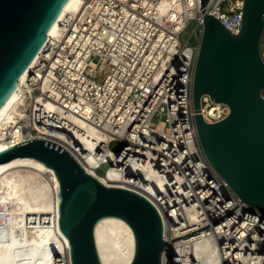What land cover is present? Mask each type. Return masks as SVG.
<instances>
[{"label": "built area", "instance_id": "1", "mask_svg": "<svg viewBox=\"0 0 264 264\" xmlns=\"http://www.w3.org/2000/svg\"><path fill=\"white\" fill-rule=\"evenodd\" d=\"M81 1L60 21L62 36L49 39L30 68L19 112L0 141L9 147L33 139L54 142L86 170L84 155L69 148L72 118H81L106 138L90 174L146 196L160 213L185 214L187 234L217 221L242 200L211 166L198 139L193 85L205 31L200 0ZM243 9L244 0H209L206 14L237 35ZM229 113L226 103L201 97L205 121L219 122ZM114 141L122 144L118 151L110 147ZM187 213L196 214L191 224ZM176 221L171 215L165 222L166 242L177 237ZM188 236L203 242L204 262L264 264V210L243 201ZM165 253L166 264L186 260L168 243Z\"/></svg>", "mask_w": 264, "mask_h": 264}, {"label": "water", "instance_id": "2", "mask_svg": "<svg viewBox=\"0 0 264 264\" xmlns=\"http://www.w3.org/2000/svg\"><path fill=\"white\" fill-rule=\"evenodd\" d=\"M70 0H0V109L19 87L49 40V31ZM209 0H200L205 31L193 85L198 139L218 174L252 208L264 210V0H244L242 28L229 32L206 14ZM226 103L229 115L215 123L201 115V97ZM34 158L51 168L59 182V227L69 245L70 264H103L95 229L116 217L133 230L135 253L130 264H163L165 223L154 203L133 190L108 186L88 173L66 149L33 139L0 153V163Z\"/></svg>", "mask_w": 264, "mask_h": 264}, {"label": "bare ground", "instance_id": "3", "mask_svg": "<svg viewBox=\"0 0 264 264\" xmlns=\"http://www.w3.org/2000/svg\"><path fill=\"white\" fill-rule=\"evenodd\" d=\"M81 3V0H70L67 3L49 31V39L57 40L62 36L60 21L67 14L77 12ZM30 68L22 75L17 90L0 109V134L11 125L15 114L19 112L20 95ZM46 107L49 110L55 109V105L51 102L46 103ZM210 113L216 115L217 109H211ZM72 121L73 136L69 148L74 150L78 148L80 152L78 154L84 155L85 161L81 156L78 158L89 173H94L91 167L98 163L97 150L104 144L106 138L85 120L74 117ZM13 134L17 139L21 137L18 131ZM58 137L63 138V135L58 134ZM8 148L7 142L0 141V153ZM46 174L51 175V181L47 180ZM101 180L107 184L106 180ZM58 193L59 182L54 171L41 161L34 158H17L0 163V264H70L68 241L59 227ZM161 213L164 223L169 222L171 215L178 220L175 222L177 237L169 238L168 241L187 234L186 229L189 226L185 214L176 211L171 214ZM187 216L190 219H188L189 224L196 218L195 213H187ZM188 237L168 243L169 246H176L179 255L186 258L181 262L174 260V264L204 262L203 242L185 240ZM95 238L103 264H130L133 260L134 233L122 219L107 217L99 221L95 229ZM210 259L204 264H213L214 258ZM166 263L167 253L164 254L163 259V264Z\"/></svg>", "mask_w": 264, "mask_h": 264}, {"label": "rangeland", "instance_id": "4", "mask_svg": "<svg viewBox=\"0 0 264 264\" xmlns=\"http://www.w3.org/2000/svg\"><path fill=\"white\" fill-rule=\"evenodd\" d=\"M195 25L194 24H192L190 27H189V31L194 27ZM189 37V34H187L186 35V38H188ZM121 142H119V141H114L113 143H111V145H110V147H111V149L113 150V151H118L120 148H121ZM107 168V166H105L104 168H103V170H99L98 171V173L100 174V175H104V170ZM47 176V180L49 179L50 181H51V175L50 174H46L45 175V177Z\"/></svg>", "mask_w": 264, "mask_h": 264}]
</instances>
